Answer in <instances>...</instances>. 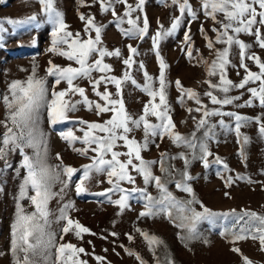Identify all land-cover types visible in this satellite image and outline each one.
Listing matches in <instances>:
<instances>
[{
    "label": "rangeland",
    "instance_id": "1",
    "mask_svg": "<svg viewBox=\"0 0 264 264\" xmlns=\"http://www.w3.org/2000/svg\"><path fill=\"white\" fill-rule=\"evenodd\" d=\"M136 2L137 0H128V3L132 5H135ZM189 3L197 12L198 18L193 20L185 14L175 33L162 38L158 48L160 58L167 65L165 70L166 94L167 101L171 106L170 115L175 124L174 130L188 138H191V134L196 132L199 139L204 138V131L206 130L202 128L196 131V121L201 117V112L195 111L198 105L186 96L183 104L178 102L180 93L175 87V82L178 80L183 88L195 91L208 110L215 109L220 112L236 113L249 118V122L240 129L241 142L244 136L248 137V143L243 145L246 160L242 163L241 157L238 155L241 144L237 143L236 122L233 117L227 115H213L207 118L210 125H215L213 129L215 135L213 139L208 141V146L214 154L209 159L213 160L215 156H219L228 165L230 171L214 163L206 170L199 159H192L191 149L184 146L177 147L167 136L163 139L159 137L150 138L147 150L141 152L142 158L145 161H156L157 163L152 166L153 174L162 176L159 164L161 153L166 154L165 168L171 167L182 171L184 169L183 160L168 158L178 156L183 152L190 161L188 172L194 178L188 183L193 188L195 198L204 206L215 213H226L235 209L236 213L239 214L241 209H244L264 215V174H262L264 172V138L260 136L258 131L260 125L255 122L256 117H260L264 121V108L259 106L258 100H254L251 107L237 106L244 104L250 98L247 88L258 87V82L247 85L245 89H231L227 96H240L241 99L230 105H213L210 102L205 92L213 91V94L220 99L224 98L225 94L218 90L209 89L208 85L204 83L205 80H211L213 83L219 82L218 75L207 76L205 62L210 66L215 58V51L222 49L225 45L214 43L212 50L207 48L208 41L201 35V26H203L208 39L214 42L215 33L212 29L219 27V25L203 15L199 0H189ZM84 4L85 6H81L78 0H55L56 8L63 13L68 31L72 33L80 32L85 39L87 38L79 14L92 15L98 25L104 26L100 46L109 51L119 49L121 52L120 57L104 58V63L112 68V71L107 75L120 78L125 71L130 72L131 78L136 81V84L133 85L131 80L124 82L122 96L127 112L134 118H138L142 114L144 105L150 99L142 91L145 83V71L153 78L154 87H158L160 70L156 53L152 47V37L157 31L166 30L170 27L173 17L180 15L178 6L174 5L172 0H145L144 11L132 14L134 19L139 17L137 23L141 27L145 16L149 21L148 33L143 40H140L122 34V30L129 28L126 22L127 18H125L124 23L117 27L116 23L112 22L114 18L110 12L101 14L98 3H93V0H84ZM115 7L117 12L122 15L124 6L117 4ZM32 15L37 17V20L32 24L12 25L7 23L9 19L27 20ZM222 18V15L217 16V19ZM51 31L52 25L47 22L45 15L41 13L38 0H0V121H4L8 115L3 98L6 95L10 96L9 85L13 81H25L31 75L33 65H36L37 77L45 80L49 98L53 90L60 91L67 88L65 82L55 85V77L47 75L48 61L51 60L54 64L61 66L71 64L73 67H78V65L61 56L47 52L51 43ZM185 31H189L191 36V58L187 56V45L184 43ZM92 35L94 36L95 33H92ZM238 39L251 45L249 52L256 53L264 61V49L258 47L254 36L241 33ZM128 45L137 49V55L134 56V64L131 69H127L123 64V59H126L129 55ZM95 58V56L92 57L93 60ZM230 60L231 66L227 68V78L234 84H238L245 72L239 67V49L235 46L230 50ZM141 63L144 65L143 69L140 68ZM245 63L252 72H259V68L253 61L246 60ZM101 75L98 72L92 73L93 78H99ZM75 83L85 89V94L90 101L103 103L94 94L89 80L79 79ZM107 88L115 98V86L108 84ZM98 90L103 92L105 86L101 84ZM71 98L73 101L81 99L79 95H73ZM156 103H158V99ZM189 108L193 109L191 113L187 111ZM110 115V113H105L97 116L94 106L92 110H88L84 104H79L75 112L68 113V121L50 125L46 105L38 109L37 127L39 132L42 133L43 141L46 143L47 164L52 168H56L62 163L81 170L73 176L69 186L64 189L62 198L57 196L49 201L50 231L59 236L63 223L57 222L59 210L64 204L71 203L72 208L69 210L71 218L79 221L80 224L96 235L83 234V239L79 240L72 233H69L64 237L65 242L70 241L78 247H83L87 253L104 257L105 264H139L134 256L127 254L125 249L138 254L145 264H157V257L160 264H165V257L168 254L174 259L175 264H243L241 256L230 251L233 245L220 236L223 228L232 223L231 220L217 219L214 223L202 221L198 225L201 239L191 241L185 247V243L178 238V234H183L181 229L174 226L163 214L152 218H139V213L144 210L143 205L145 203L140 198L139 193L130 199V207L126 208L122 214L117 215L118 207L110 203L105 197L96 195V193L111 187L107 183V176L104 174L93 172L91 178L85 182L86 191L77 195L75 188L82 175V166L92 162L91 158L95 153L91 151V148L95 146L84 145L80 141L69 145L66 140L61 138V133L71 130L74 135L82 137L83 131L81 129L86 126L81 125L80 120L102 123L109 119ZM148 119L152 123L158 122L155 117H149ZM221 120L224 121V127L219 124ZM4 132L5 128L0 125V138H2ZM130 138L143 143L142 128L134 129L130 133ZM122 145V141L118 142V146L114 150L126 152L127 149ZM86 147L89 148L86 156L74 151V149ZM25 154L33 157L35 151L31 147H25L23 153L17 149L8 153L6 157L7 164L4 160H0V264H13V255L10 251L11 226L16 219L20 186L26 176V170L21 167L23 155ZM57 154L60 155L61 160L56 159ZM106 158L110 159V156ZM120 159L124 161L127 157L121 156ZM131 174L136 181L134 187L138 189L145 188L142 177L134 171ZM237 174L249 178L253 183H249L247 180H235L230 186L225 187L224 179L221 176L235 178ZM173 177L175 180L181 179L179 172H173ZM162 179L165 181L167 190L177 200L184 202L192 199L187 193L178 190L175 183L169 181L166 175L162 176ZM121 187L131 188L133 185L124 182ZM60 188L61 185L57 182L53 187V191L59 192ZM147 192L153 197H159L160 195L154 184L147 186ZM225 193H228V195L226 196ZM29 194L32 193L29 192ZM109 195L112 200L119 198V194L116 193H110ZM19 203L27 212L34 211L29 200H20ZM192 207L197 211H202L199 204H194ZM173 214L176 215L175 211ZM136 229L155 235L163 241V245L155 248V255L149 250L147 242ZM113 232L117 234L115 237L111 235ZM126 234L133 236L131 242L127 239ZM101 237H105V239H101ZM205 239L208 241L207 244L203 242ZM236 246L241 249L243 256L247 257L252 264H264V252L259 250L258 242L252 240L241 241ZM81 258L87 260L88 264H97L92 255H82Z\"/></svg>",
    "mask_w": 264,
    "mask_h": 264
},
{
    "label": "snow or ice",
    "instance_id": "2",
    "mask_svg": "<svg viewBox=\"0 0 264 264\" xmlns=\"http://www.w3.org/2000/svg\"><path fill=\"white\" fill-rule=\"evenodd\" d=\"M81 6H85L84 0H78ZM41 13L45 15L47 22L52 25L51 43L47 52L53 55H58L70 62H74L78 67L61 66L54 64L51 60L48 61L46 73L48 76L55 77V85L61 82L67 84V88L51 92V97H48V89L43 78L37 77L36 65H33L32 73L25 81H13L9 85L10 96H4V103L8 111L4 121H0V125L5 128L2 138H0V160H4L7 164V155L17 149L21 153L25 147L34 149L33 157L23 155V163L21 167L26 170V176L20 186L19 197L17 200L16 219L11 226V247L10 251L13 255V264H88L87 260L82 259V255H92L97 264H105V258L96 256L94 253H87L83 247L65 242L64 237L72 233L76 239L82 240L83 234L96 235L91 233L90 229L83 226L79 221L74 220L69 215V210L72 208L71 203L64 204L59 210L57 222H63L59 236L50 231L51 215L48 209V203L51 199L61 196L64 189L69 186L73 176L81 170L72 166L61 165L52 168L46 162L47 147L42 139V133L37 127V112L41 106L46 105L47 115L50 125L66 122L69 120L68 113L75 112L79 104H84L88 110H92L93 106L97 116L110 113V118L98 122H86L80 120L81 125H85L83 136L74 135L73 131L69 130L66 133H61V138L66 140L69 145L76 141H80L84 145H94L91 151L95 155L91 158V163L82 166V175L76 183V193L80 195L86 191L85 182L91 178L93 172L104 174L107 176V183L111 187L106 190L96 193L98 196L105 197L110 203L118 207L117 215L123 213L126 208L130 207V199L139 193L142 200L145 201L144 210L139 213V218L156 217L163 214L169 219L174 226L181 229L183 234H178V238L185 243L194 240H200L201 235L198 231V225L202 221L214 223L217 219L225 221L231 220L232 223L225 226L220 232V236L228 240L233 247L230 249L233 253L241 256L243 264H252V262L243 256L241 249L236 246L241 241L252 240L258 242L259 250L264 252V215L256 212L241 209L237 214L233 209L231 212L215 213L204 206L195 198L193 188L188 181L194 179L188 172L190 161L185 153H180L178 156L169 157L168 159H180L184 162V169L176 170L171 167L165 168L164 160L166 154L161 153L159 161L160 171L162 176L166 175L169 181L174 182L178 190L187 193L192 199L188 201L177 200L171 192L166 188V184L162 176L153 174L152 166L156 161H145L142 158L141 152L147 150L150 138L159 137L163 139L165 136L177 147L184 146L192 150V159H199L202 166L207 170L213 163L221 165L224 169H228V165L219 157L215 156L210 151L208 141L214 138L215 125H210L208 117L213 115H227L235 120V132L237 135V143L241 144V150L238 155L241 157V162L246 160L243 151V145L248 143V137L244 136L241 142L240 129L249 122L248 117L241 116L236 113L220 112L218 110H208L201 102L199 95L191 90L183 88L180 81L175 82V87L180 93L179 103L183 104L184 97L193 100L198 107L195 109L201 112V117L196 121V131L204 128V138L199 139L196 132L191 134V138L182 136L176 132L175 124L170 115L171 106L167 101L166 94V77L165 70L167 65L160 58L158 51L159 43L162 38L175 33L180 26L185 14L191 19H197V12L193 9L189 0H172L174 5L178 6L179 16L172 19L171 25L166 30L157 31L152 37V47L156 53L157 62L159 65L158 87H154L153 78L145 71V83L142 91L150 97L148 103L143 107L142 114L138 118L130 115L123 100L122 85L124 82L131 80L133 85L136 81L131 78L130 72L125 71L123 76L118 78L107 75L112 71L110 65L104 63L105 57H120L119 49L109 51L101 47L102 31L104 26L98 25L95 22V17L92 15L79 14V19L84 24V33L87 36L85 39L80 32L72 33L68 31V25L65 23L63 13L55 6V0H38ZM93 3H98L101 14L111 13L114 18V23L117 27L125 22V18L129 28L122 30V34L126 37H134L143 40L149 30V21L145 16L142 27L138 25L139 17L133 18L134 12H143L145 0H137L135 5L129 4L128 0H93ZM200 9L206 18L211 19L219 27H214L212 31L215 33V41L209 40L204 33V28L201 26L200 32L207 40V48L212 50L215 44L225 45L222 49L215 51V58L211 65L206 64V74L209 77L219 76V82L213 83L211 80H205L209 89L218 90L224 93V98L220 99L213 94V91L205 92L213 105H230L234 101L241 99L240 96L228 97L227 93L233 89H245L249 84H256L258 87H248L247 91L250 98L238 107H251L253 101L258 100L259 106L264 108V61L254 52H249L251 45H248L238 39L239 34L243 33L255 37V43L260 49H264V0H199ZM123 5V14H119L116 10V5ZM91 6V5H87ZM218 15H222V19H217ZM37 20L36 15H32L27 20H11L7 23L12 25L32 24ZM92 33H95L93 36ZM184 43L187 45V56L192 57L191 36L189 31H185ZM235 46L239 49V67L245 72L242 80L238 84H234L227 78V68L231 66L230 50ZM129 55L123 59V64L127 69H131L134 64V56L137 55V49L128 45ZM96 58L93 60L92 57ZM246 60L253 61L259 68V72H252ZM140 68L144 65L141 63ZM98 72L102 75L99 78H93L92 73ZM239 74V73H238ZM79 79H87L93 89L94 94L99 98V102L90 101L85 94V89L80 87L75 82ZM103 84L105 90L99 91V86ZM112 84L116 88L115 98L107 85ZM73 95H79L80 100H72ZM158 99V103H156ZM189 113L193 109H187ZM155 117L157 123H152L148 118ZM195 120V118L193 117ZM255 122L259 126V134L264 138V121L260 117L255 118ZM221 127H224V121H219ZM144 134L143 143L138 142L134 138H130V133L134 129H141ZM123 142V147L126 152L115 151L118 142ZM158 147V145H157ZM42 149V151H41ZM78 154L86 156L89 148L74 149ZM106 158V157H109ZM121 156L127 157L122 161ZM57 160H61L59 154ZM137 173L142 177L145 188L138 189L134 187L135 177L131 172ZM230 171V170H229ZM173 172H179L181 179L175 180ZM264 174V172H262ZM218 175H220L218 173ZM225 187L230 186L235 180H247L253 183L249 178L236 175L223 177ZM61 185L59 192H54L53 187L56 183ZM126 182L133 185L131 188L121 187V184ZM154 184L159 197H153L147 192V186ZM31 192L32 194H29ZM110 193L119 194V198L112 200ZM227 196L228 193H225ZM27 199L30 201L34 211L27 212L19 203L20 200ZM199 204L202 211H197L192 205ZM176 215L174 216L173 212ZM143 237L149 246V250L155 255V248L163 245V241L155 235H150L136 229ZM116 236L115 232L111 233ZM127 239L131 242L133 236L126 234ZM230 237V238H229ZM105 239V237H101ZM205 244L208 241L203 240ZM91 243V241H89ZM105 251H107L105 249ZM128 255L134 256L139 264H145L143 259L131 250L125 249ZM157 264L160 260L157 257ZM165 264H175L174 259L170 254L165 257Z\"/></svg>",
    "mask_w": 264,
    "mask_h": 264
}]
</instances>
